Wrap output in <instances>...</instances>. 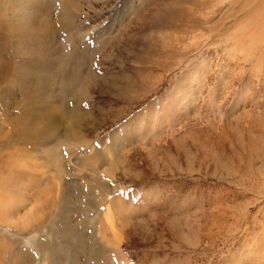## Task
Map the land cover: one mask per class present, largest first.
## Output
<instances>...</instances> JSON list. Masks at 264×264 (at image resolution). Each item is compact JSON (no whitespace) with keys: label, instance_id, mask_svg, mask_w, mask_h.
I'll return each instance as SVG.
<instances>
[{"label":"rangeland","instance_id":"rangeland-1","mask_svg":"<svg viewBox=\"0 0 264 264\" xmlns=\"http://www.w3.org/2000/svg\"><path fill=\"white\" fill-rule=\"evenodd\" d=\"M58 214L79 264H264V0H0V264Z\"/></svg>","mask_w":264,"mask_h":264},{"label":"bare ground","instance_id":"bare-ground-1","mask_svg":"<svg viewBox=\"0 0 264 264\" xmlns=\"http://www.w3.org/2000/svg\"><path fill=\"white\" fill-rule=\"evenodd\" d=\"M245 34V33H244ZM250 43V42H249ZM253 43V42H252ZM251 44V43H250ZM253 45V44H252ZM40 128V127H39ZM48 189V188H47ZM114 198V197H113ZM10 200V199H9ZM11 201V200H10ZM13 201V200H12ZM110 202V201H109ZM106 203L105 204V212H103V213H105V217L107 218V221H108V223L107 224H109V225H112V229L113 228H115V225L114 224H112L113 222H114V220H111V218H112V216H113V214H112V212L111 211H113L112 210V208H111V203ZM120 202V201H119ZM18 203V202H17ZM29 206H31V205H29ZM25 207V206H24ZM97 208V207H96ZM34 209H35V207H34ZM92 209V208H91ZM122 209V208H121ZM96 210V209H95ZM116 210V209H115ZM92 212H93V210H92ZM97 213V212H96ZM59 215V214H58ZM60 219H61V224H62V226L65 228V230H64V232H62L63 233V236H62V239H61V243H59L60 244V247H59V249H58V247L57 246H59V244H57V245H53V246H47L46 247V244L44 243V241H37L38 243H37V247H36V251L34 252V253H32L31 251L29 252V251H26V253H24V252H21V253H19L18 254V252H17V250H14V248H8L7 247V253H6V257L8 258L7 259V262L9 261V262H12L13 264H38V261L36 260V258H35V255L36 254H40V256H41V254H43L42 252H46L45 250V248H47L48 249V251H49V254H50V258H51V260H52V262H51V264H54V263H57V260L59 259V256L60 255H62V256H64V255H67V254H71V258H72V262L73 263H75V264H79V262H80V256L82 257V255H81V253L87 248L88 250H89V253H88V256H89V254H90V258L91 259H93V260H95L98 256H99V254H100V249L98 248V247H94V245L93 244H90L86 239H85V237H86V235L85 234H81L80 233V236H79V234L77 235V230H79L78 228H77V230H76V235L78 236V242H77V244H71V243H69L68 241H70V238L72 237L71 235L69 236V233L70 232H73L74 233V229H75V226H72V224L69 222V220L67 219V216H58ZM57 217V218H58ZM114 219V218H113ZM109 220H111V221H109ZM110 222V223H109ZM112 222V223H111ZM54 223V222H53ZM115 223V222H114ZM54 224H56V223H54ZM62 228V227H61ZM63 229V228H62ZM82 232V231H81ZM85 232V231H84ZM84 232H82V233H84ZM74 233V234H75ZM70 234H72V233H70ZM75 235V236H76ZM68 236H69V238H68ZM76 236V237H77ZM49 237V236H48ZM73 238V237H72ZM71 238V239H72ZM49 239V238H48ZM93 240V239H92ZM95 240V239H94ZM31 241V240H30ZM33 241V240H32ZM49 241V240H48ZM91 241V240H90ZM46 242V241H45ZM92 242H94V241H92ZM97 243V242H96ZM70 245H72V247H71V250H69L68 249V246H70ZM98 245V244H97ZM75 246V247H74ZM5 249V248H4ZM34 251V250H33ZM46 254V253H45ZM18 255L19 256H21L23 259H18ZM48 255V254H47ZM43 257V256H42ZM39 258H41V257H39ZM78 259H79V261H78ZM100 260V259H99ZM63 261V263H64V260H62ZM95 261H98V260H95ZM94 261V262H95ZM1 263V262H0ZM12 263H10V264H12ZM59 263H60V261H59ZM66 263V262H65ZM98 263H99V261H98ZM39 264H44V263H40L39 262Z\"/></svg>","mask_w":264,"mask_h":264}]
</instances>
